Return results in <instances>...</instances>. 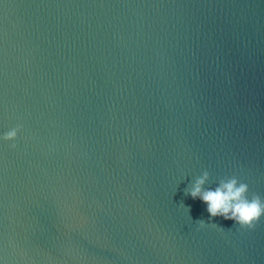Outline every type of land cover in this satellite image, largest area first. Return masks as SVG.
I'll return each mask as SVG.
<instances>
[{
	"label": "water",
	"instance_id": "95a60500",
	"mask_svg": "<svg viewBox=\"0 0 264 264\" xmlns=\"http://www.w3.org/2000/svg\"><path fill=\"white\" fill-rule=\"evenodd\" d=\"M204 171L264 199V0H0V264H264Z\"/></svg>",
	"mask_w": 264,
	"mask_h": 264
},
{
	"label": "clouds",
	"instance_id": "9594fccd",
	"mask_svg": "<svg viewBox=\"0 0 264 264\" xmlns=\"http://www.w3.org/2000/svg\"><path fill=\"white\" fill-rule=\"evenodd\" d=\"M22 127L18 125L3 136L4 141L13 142L10 144L13 149L17 147L14 142ZM209 179V172L204 171L186 189L185 194L204 202L210 218L222 217L225 220L234 221L241 229L254 230L264 217V199L258 194H252L249 198L248 184L241 182L236 176L220 179L218 186L214 189L205 187ZM198 222L201 228L207 226L203 220Z\"/></svg>",
	"mask_w": 264,
	"mask_h": 264
}]
</instances>
